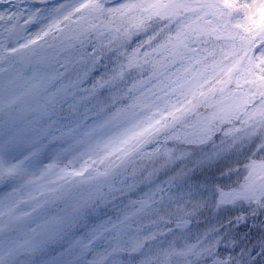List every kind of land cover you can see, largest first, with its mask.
Returning a JSON list of instances; mask_svg holds the SVG:
<instances>
[{
	"label": "rangeland",
	"instance_id": "374dc122",
	"mask_svg": "<svg viewBox=\"0 0 264 264\" xmlns=\"http://www.w3.org/2000/svg\"><path fill=\"white\" fill-rule=\"evenodd\" d=\"M262 8L264 0H121L113 5L104 0H27L17 10L15 21L7 18L10 10L0 9V46L9 38L8 46L20 44L76 9L53 42L40 39L21 51L23 64L11 67L18 61L10 57L0 63V69L5 68L0 72V206L19 196L23 203L17 209L25 208L27 197L40 181H47L62 167H77L80 158L95 151L97 145L112 146L119 143L120 137L125 141V136L144 125L146 118L158 116L170 96L195 76L199 65L200 71L205 70L202 64L216 68L223 61L233 71L219 82L220 98L213 100L205 113L182 125L184 135L191 139L203 136L209 131V117H234L245 109L244 125L250 129L244 137L232 131L228 141L171 174L170 179L178 182L176 188L157 203L151 201L157 193L133 202L120 220L103 219L89 230L87 238L68 231L66 219L42 220L36 238L19 243L20 249L31 252L29 264H123L118 255L132 247L139 261L134 257L131 264H149L151 259H163L165 250L155 254L143 250L138 237L148 239L150 232L164 226L168 228L166 235H170L166 250L169 256L156 264L226 263L234 251L237 224L245 220L259 224L264 220V139L254 146L245 140L258 133L253 122L264 110V100L252 105L253 91L235 86L258 73L257 69L262 68L259 62L264 64V23L259 16ZM151 14L167 19L159 20L165 25L160 26L166 32L163 38L130 46V50L116 46L120 58L111 55L121 69L135 74L125 95V106L97 114L85 104L80 111V130L75 133L69 132L74 125L58 133L57 125L47 128L44 121L38 122L48 115L45 100L54 97L52 91L58 88L56 67L68 52L71 39L80 42L92 34L97 43L113 37L133 43V33L144 31L142 18ZM127 22L131 28L122 31ZM238 57L245 58L240 61ZM25 67L32 76L22 75ZM110 75L107 72L102 79ZM230 83L234 86L227 89ZM69 87L60 86L59 92L64 90L67 109L73 111V99L78 95ZM260 122L264 124V119ZM98 187L87 195L97 194ZM242 201L247 202L246 207ZM154 206L159 209L158 220L153 215ZM165 208L171 211L162 210ZM203 215V228L189 222L192 216ZM41 219L37 212L21 215L0 236V249L16 242ZM178 243L183 246L176 247ZM49 244L63 246L52 255L54 249L48 251ZM196 251L207 260L190 262ZM14 257L11 254L5 261ZM258 264H264V256Z\"/></svg>",
	"mask_w": 264,
	"mask_h": 264
}]
</instances>
